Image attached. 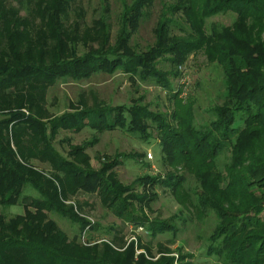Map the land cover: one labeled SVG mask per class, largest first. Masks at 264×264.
Listing matches in <instances>:
<instances>
[{"label":"trees","instance_id":"1","mask_svg":"<svg viewBox=\"0 0 264 264\" xmlns=\"http://www.w3.org/2000/svg\"><path fill=\"white\" fill-rule=\"evenodd\" d=\"M157 1L154 41L140 49L133 35ZM119 2L112 42L107 1L91 26L81 30L84 11L73 8V0H0V206L23 205L22 214L9 218L0 212V264H173L171 257L151 261L142 253L133 263V244L123 254L112 250L110 244L121 241L117 238L82 241L84 229L94 226L64 203L89 188L122 222L146 223L133 202L148 204L152 197L127 193L129 186L115 174L104 177L116 161L100 171L87 170L82 147L69 144L63 156L54 139L59 130L89 127L126 130L148 140V118L157 129L165 175L139 177V184L160 183L197 219L214 220L206 254L215 264H264V0ZM228 12L230 24H207ZM197 52L222 73V89L201 118L194 98L183 99L182 88H173L171 71L158 69L160 61L176 67ZM115 71L166 89L173 101L171 121L137 103L45 116V94L57 80ZM220 155L226 159L222 166ZM33 159L47 162L51 173L35 167ZM49 213L77 223L78 231L69 238ZM145 230L154 236L176 227L153 220Z\"/></svg>","mask_w":264,"mask_h":264},{"label":"rangeland","instance_id":"2","mask_svg":"<svg viewBox=\"0 0 264 264\" xmlns=\"http://www.w3.org/2000/svg\"><path fill=\"white\" fill-rule=\"evenodd\" d=\"M105 1L109 3L111 41L113 42L118 28L116 16L121 8L119 0H73L72 7H81L84 11V21H79L82 30L86 26H91V20L102 13ZM159 9L160 5L157 1L151 14L140 22L134 33L132 43H135L138 48L145 49L153 43V28ZM232 19L233 14L228 12L209 18L207 24L215 22L228 25ZM174 32L180 33L177 30ZM77 48L78 55H81L84 51L83 46L78 44ZM158 69L164 72L171 71L168 79L174 89L182 88L180 97L194 98L197 116L207 117L208 108L206 107L222 89V73L218 66L208 62L204 54L197 52L189 55L181 65L176 67L170 62L160 61ZM174 72L177 73L175 76L172 74ZM169 96L166 89L149 79L141 81L139 77L126 75L121 71H115L112 74L98 72L78 79L57 80L47 88L43 108L46 111L45 116L48 119H54L65 114L106 111L110 106L137 103L147 107L153 114L171 121L168 116L172 111L173 101L169 99ZM144 122L147 131L151 134L148 140L141 139L126 130L95 131L89 127L75 132L62 129L56 135L54 144L63 156L68 150V145L73 144L82 147V154L88 157V166L84 167L87 170L100 171L104 164L116 161L117 165L105 172L104 177L110 179L112 174H115L122 185L129 186L127 193L133 192L138 196L152 197L148 204V201L134 200L137 214L146 220L145 224L134 225L116 218L109 208L101 204L96 190L92 191L89 188L77 190L64 203L73 205L78 216L94 226L85 228L81 239L85 242L88 238H91L90 241L97 242L101 239H120L119 243L113 241L110 244L112 250L119 254H123L128 250V245L133 244V263L142 253L147 260L151 261H156L163 256L171 257L173 264H215L214 260L206 254L209 242L207 236L213 229L214 220L197 219L178 204L170 188L160 183L139 184L137 180L139 177H145L148 174L153 177L165 175V171L159 167L160 147L157 129L150 118ZM148 153L152 157H149ZM225 161V157L220 155L219 166H222ZM31 163L46 174L51 173L47 162L41 163L33 159ZM25 189L28 191L27 188ZM139 204L142 205V212L138 210ZM0 212L9 218L15 214H22L23 205L17 203L8 207L0 206ZM260 215L264 218V209ZM48 216L55 219L59 228L69 238L78 231L77 223L56 214L49 213ZM153 220L171 223L176 230L157 233L154 236L147 234L145 225ZM112 225L115 228L110 229Z\"/></svg>","mask_w":264,"mask_h":264},{"label":"built area","instance_id":"3","mask_svg":"<svg viewBox=\"0 0 264 264\" xmlns=\"http://www.w3.org/2000/svg\"><path fill=\"white\" fill-rule=\"evenodd\" d=\"M148 156H149V157H152V155H151L150 153H148Z\"/></svg>","mask_w":264,"mask_h":264}]
</instances>
